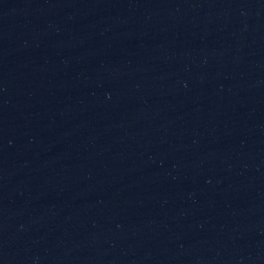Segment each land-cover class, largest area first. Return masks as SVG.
<instances>
[{
    "label": "water",
    "instance_id": "95a60500",
    "mask_svg": "<svg viewBox=\"0 0 264 264\" xmlns=\"http://www.w3.org/2000/svg\"><path fill=\"white\" fill-rule=\"evenodd\" d=\"M0 264H264V0H0Z\"/></svg>",
    "mask_w": 264,
    "mask_h": 264
}]
</instances>
